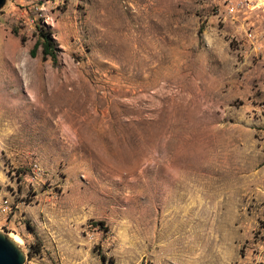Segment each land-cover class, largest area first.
Masks as SVG:
<instances>
[{
  "label": "rangeland",
  "instance_id": "obj_1",
  "mask_svg": "<svg viewBox=\"0 0 264 264\" xmlns=\"http://www.w3.org/2000/svg\"><path fill=\"white\" fill-rule=\"evenodd\" d=\"M0 232L24 264H264V0H5Z\"/></svg>",
  "mask_w": 264,
  "mask_h": 264
},
{
  "label": "water",
  "instance_id": "obj_2",
  "mask_svg": "<svg viewBox=\"0 0 264 264\" xmlns=\"http://www.w3.org/2000/svg\"><path fill=\"white\" fill-rule=\"evenodd\" d=\"M5 0H0V6ZM0 264H24V253L8 235L0 232Z\"/></svg>",
  "mask_w": 264,
  "mask_h": 264
},
{
  "label": "trees",
  "instance_id": "obj_3",
  "mask_svg": "<svg viewBox=\"0 0 264 264\" xmlns=\"http://www.w3.org/2000/svg\"><path fill=\"white\" fill-rule=\"evenodd\" d=\"M38 29H39V37H38V40H37V43H36L34 49L38 45H41L43 56L44 57H50L53 61H56L57 54L55 52L52 39L49 35V31L43 29L42 27H39ZM32 53H34V50L32 51ZM101 257L103 259L105 256L102 255Z\"/></svg>",
  "mask_w": 264,
  "mask_h": 264
},
{
  "label": "bare ground",
  "instance_id": "obj_4",
  "mask_svg": "<svg viewBox=\"0 0 264 264\" xmlns=\"http://www.w3.org/2000/svg\"><path fill=\"white\" fill-rule=\"evenodd\" d=\"M18 237L16 235H14L13 239H17Z\"/></svg>",
  "mask_w": 264,
  "mask_h": 264
}]
</instances>
